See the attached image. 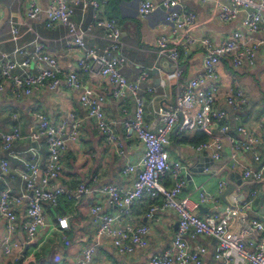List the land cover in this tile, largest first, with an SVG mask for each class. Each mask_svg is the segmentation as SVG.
I'll return each mask as SVG.
<instances>
[{
  "label": "built area",
  "instance_id": "obj_1",
  "mask_svg": "<svg viewBox=\"0 0 264 264\" xmlns=\"http://www.w3.org/2000/svg\"><path fill=\"white\" fill-rule=\"evenodd\" d=\"M213 2L218 8L217 15L222 21L233 20L241 11H247L241 20L250 32H263L260 43L248 44L240 41L242 32L234 30L232 35L220 43H215L210 36H196L188 31L195 21L196 14L185 9L182 0H162L165 7L164 20L170 25L171 35L162 33L156 40V52L165 54L172 61L174 74L178 79L183 69L181 67L180 51L171 43L178 42L183 53L190 52L191 47L202 45L205 49L203 56V72L184 80L177 93L176 102L158 110L161 123L156 128H150L144 116L146 98L144 93L154 90L151 85L143 86L142 82L148 78V70H143L137 78L130 80L121 71L124 61L121 30L118 19L105 14L107 0H52L46 9L47 27L58 24L68 28L69 38L73 44L82 49L78 67L83 72L101 75L112 83V95L115 98H125L130 94L133 98V114L124 120L123 126L128 133L141 141L145 152L140 164L128 163L123 173L132 179V185L124 188L116 183L107 182L101 185L100 190L108 197V201L116 208V213H102L100 204L90 208L92 213L99 214V223L95 232L96 240L86 246L77 264H92L97 245L103 236H108L118 252L132 254L136 246H147L146 234L150 226L145 223L123 222L122 218L129 215L130 207L135 202L147 197L149 212L157 209L153 200L162 199V206L176 211L178 215L177 228L171 244L160 254H153L148 264H201L202 255L206 247L196 244L190 247L185 234L192 236L206 234L216 240L215 259L222 264H264V217L249 216L248 210L256 203L259 191L257 189L242 199L236 200L235 205L222 214L212 195L201 192V201H212L214 206L205 214L192 211L189 198L180 197L186 186L185 166L181 160H171L167 146L171 143V135L185 129L195 128L208 135L206 140L195 146L197 152H209L214 160H224L231 169H240L243 178L264 181V160L257 146L262 141L251 125L240 122L235 129L228 120V111L217 106V98L222 94L219 84L220 75L218 63L221 57L230 55L231 64L239 67L244 64H255L260 47H264V0H202ZM92 9V20L84 24L73 19L75 7ZM158 5L152 0H140L138 12L143 16L151 14ZM41 10L38 0H29L26 16L33 18ZM2 14L0 11V23ZM10 20L12 39H18V26ZM103 31V46H91L86 41V35L93 26ZM184 31L182 36L178 34ZM40 35L35 33L30 50L15 47L12 52L0 48V92L9 82L10 91L17 95H31L34 91L48 87L59 86L81 88L82 80L76 71L64 70L59 59L47 52ZM71 44V42H68ZM26 55L20 60L18 55ZM31 63V65H29ZM207 80L213 82L204 87ZM101 93H90L84 90L80 95L82 105L87 111L103 137L110 143L120 144L116 134L115 121L106 115ZM225 100L229 106L242 108L247 101L243 88H229L225 92ZM195 108H199L194 110ZM38 123L30 137L36 140L46 136L48 155L42 169L39 167V158L34 155L31 159L15 171H10V162L6 158L0 160V172H10L11 179L18 176L24 188L19 194L11 192L6 181L0 187V219L4 223V232L0 240L1 251L5 255L16 254L22 264L29 262L30 257L39 248L43 240L37 239L38 231L48 224L51 229L60 231L65 238L64 244L69 246L68 237L71 231V217L73 214H60L54 222H48L45 204L56 206L62 196L78 205L85 194L90 191L89 186L79 182L74 188H66L56 183L63 170V152L66 141L78 140L81 134L83 119L71 112L57 124H52L43 112H35ZM259 128H264V116L257 120ZM216 130H213V128ZM22 132L15 125L10 131L0 130V146L9 149L13 143L21 138ZM229 148H226V145ZM226 152V153H225ZM250 152L257 165L242 164V153ZM41 177L38 180V172ZM172 182L168 185L167 182ZM227 182L222 180L218 187L222 193ZM264 193V191H262ZM27 200L26 219L23 221L24 238L15 237L18 229V214L14 207ZM232 222L243 226L241 231L229 229ZM256 233L255 240L247 242L245 234ZM62 258L60 253L55 254L54 261Z\"/></svg>",
  "mask_w": 264,
  "mask_h": 264
},
{
  "label": "crops",
  "instance_id": "obj_2",
  "mask_svg": "<svg viewBox=\"0 0 264 264\" xmlns=\"http://www.w3.org/2000/svg\"><path fill=\"white\" fill-rule=\"evenodd\" d=\"M38 1L41 10L35 17L29 18L26 16L29 0H0L2 14L0 48L6 52H12L15 47L30 50L32 39L35 33H38L47 52L59 59L61 67L78 73L82 80V87L69 88L62 85L54 89L42 87L31 95L17 96L10 91L9 82L6 81L5 89L0 92V130L10 131L17 125L23 136L17 139L9 149H3L0 146V160L2 158L9 160L10 171L21 168L34 155L38 156L41 169L45 165L48 155L46 136L42 135L36 140L30 137L38 123L35 112H43L52 124L59 123L71 112L83 119L78 140L66 141V149L62 156L63 170L56 179V183L66 188H74L79 182L84 181L90 191L84 195L78 205L65 196L60 198L56 206L45 204L48 222H54L56 216L60 214H73L71 231L68 234L71 244L66 246L62 233L51 229L48 224L38 231L37 239L44 240L29 259V262L33 264H77L83 249L96 240L95 232L100 212L92 213L90 208L100 204L102 213H116V208L109 203L107 195L100 190L101 185L113 182L124 188L131 187L132 179L123 173V168L132 162L140 164L145 149L141 141L128 133L123 126L124 120L129 119L133 114L132 96L128 94L122 99L113 97V86L108 78L79 69L78 62L82 49L73 44L65 25L58 24L50 28L46 26V9L52 0ZM152 1L158 7L147 16L138 12L140 0H108L104 11L106 15L118 19L124 43L122 51L124 61L120 67L122 73L133 80L143 70H148V78L142 82V85H151L154 90L144 93L146 98L144 116L149 127L156 128L161 123L159 108L174 105L184 80L203 72L205 49L202 45H195L191 47L189 53L185 54L180 44L172 41L171 45L178 47L180 51L183 69L182 75L177 79L172 61L165 54L156 52L158 36L162 33L171 35V31L170 25L164 20L165 7L161 3L162 0ZM182 3L185 9L196 14L195 21L188 28L193 35L210 36L215 43H220L230 37L234 30L239 29L242 32L241 42L260 43L263 38V32L253 33L242 26L241 20L247 13L246 10L241 11L233 20L222 21L218 18V8L213 2L182 0ZM91 15V8L82 9L76 6L73 19L87 24L92 20ZM11 19L17 22V40L12 39ZM183 33L182 30L178 35L182 36ZM102 35V29L94 25L90 33L86 35V41L91 46H103L105 40ZM25 57L26 55L23 54L18 55L20 60H24ZM230 58V55L223 56L218 63L222 94L217 98V106L228 111V120L233 129L240 122H245L261 136L262 141L257 149L262 155L261 159L264 160V128H259L257 124V120L264 116V47H260L255 64L252 66L244 64L234 67ZM212 82L207 80L203 86L207 87ZM238 87L243 88L247 95L246 104L242 108L229 106L225 100L226 90ZM84 90L105 96L103 106L107 117L115 121L119 145L108 142L97 129L94 121L87 117V111L80 100ZM197 109L199 108L193 111ZM213 130L216 128L214 127ZM202 133L204 132L195 128L185 129L182 132L174 131L171 135V143L167 146L170 159L181 160L184 163L187 183L179 196L189 198L193 212L203 215L215 204L212 201H201L202 191L216 198L213 200L222 214L232 208L236 200L248 196L251 191L255 189L259 192L264 191V181L243 178L240 169H231L224 160L213 159L203 170H193L192 167L199 163L200 156L211 157L209 152L195 150V146L201 142L198 139ZM226 148H229L228 144ZM240 160L245 165H257L250 152L242 153ZM41 169L37 174L38 180L41 177ZM236 174H240L241 178H237ZM222 180L227 182L226 188L231 183L235 184V188L226 196V200L222 198L224 191L221 193L218 187ZM4 181L15 194H19L24 188L18 176L11 179L10 172H0V187H4ZM167 183L172 184L169 181ZM153 203L158 207L150 213L147 197L135 202L130 207L129 215L124 216L121 221V223L128 221L148 224L150 230L145 236L148 245L136 246L132 254H123L117 251L110 237L103 236L96 247L92 264H148L151 255L162 253L171 244L177 228L178 215L176 211L164 208L161 198L153 200ZM26 206L27 200L14 205L19 221L14 236L18 238L25 237L22 224L27 217ZM247 212L249 216L263 218L264 200L255 203ZM242 228L243 226L236 222H232L229 226V229L233 231H241ZM3 232L4 223L0 219V240ZM256 235V233L245 234V239L247 242L253 241ZM185 239L191 248L196 244L206 247L201 264H222L220 260L215 259L216 240L212 236L206 234L192 236L187 233ZM57 253H60L62 258L55 262L54 256ZM0 264L22 263L16 254L5 255L0 248Z\"/></svg>",
  "mask_w": 264,
  "mask_h": 264
},
{
  "label": "water",
  "instance_id": "obj_3",
  "mask_svg": "<svg viewBox=\"0 0 264 264\" xmlns=\"http://www.w3.org/2000/svg\"><path fill=\"white\" fill-rule=\"evenodd\" d=\"M212 161L213 159L209 156H200L199 163L196 164L194 167H192V169L203 170L205 167H208L209 163ZM235 176L239 179L241 178L240 174H236ZM234 188H235L234 183L229 184V186L222 193V198L226 200V196L230 194ZM263 200H264V194L262 192H259L255 202L257 203L258 201H263Z\"/></svg>",
  "mask_w": 264,
  "mask_h": 264
},
{
  "label": "trees",
  "instance_id": "obj_4",
  "mask_svg": "<svg viewBox=\"0 0 264 264\" xmlns=\"http://www.w3.org/2000/svg\"><path fill=\"white\" fill-rule=\"evenodd\" d=\"M107 4H108V0H107L105 8L107 7ZM207 138H208V135L206 133H202L198 141L200 142V141L206 140Z\"/></svg>",
  "mask_w": 264,
  "mask_h": 264
}]
</instances>
